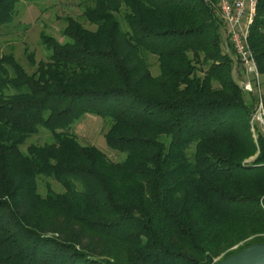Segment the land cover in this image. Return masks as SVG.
<instances>
[{
  "label": "trees",
  "instance_id": "1",
  "mask_svg": "<svg viewBox=\"0 0 264 264\" xmlns=\"http://www.w3.org/2000/svg\"><path fill=\"white\" fill-rule=\"evenodd\" d=\"M21 1L0 0V26ZM78 18L64 40L41 33L31 73L0 54V264H215L264 243L259 96L234 76L218 0H89ZM249 42L264 89V0ZM85 114L123 160L80 141ZM41 129L52 141L24 151Z\"/></svg>",
  "mask_w": 264,
  "mask_h": 264
},
{
  "label": "rangeland",
  "instance_id": "2",
  "mask_svg": "<svg viewBox=\"0 0 264 264\" xmlns=\"http://www.w3.org/2000/svg\"><path fill=\"white\" fill-rule=\"evenodd\" d=\"M89 0H25L17 4L16 14L13 21L0 26V54L13 53L16 59L27 69L33 72L35 68L30 64L29 54L34 55L35 61L47 60L49 51L42 43L41 33L45 32L53 35L59 40H64L63 30L67 25L66 18L69 16L80 18L85 3ZM78 18V19H79ZM87 26H90L86 23ZM224 50H227V35L223 28ZM234 55L231 50L228 52ZM234 60V59H233ZM149 61L154 74L159 73L157 58L150 55ZM234 76L240 86L246 81L254 82L253 76L244 71L240 62L234 60ZM203 75L202 71H199ZM261 94L264 93L263 77L261 76ZM246 92V91H245ZM247 93V92H246ZM263 99V98H262ZM258 97V105L260 104ZM260 128L264 133V121H259ZM109 123L100 116L85 114L73 125V132L84 144L92 143L101 149L107 156L114 160H123L124 153L117 154L116 150L111 149L106 142L105 134ZM257 139V135L254 134ZM52 141L51 133L45 129L30 138L22 146L24 151L32 143L44 144ZM40 189L45 193L46 179L40 180ZM57 189H61L57 184Z\"/></svg>",
  "mask_w": 264,
  "mask_h": 264
},
{
  "label": "built area",
  "instance_id": "3",
  "mask_svg": "<svg viewBox=\"0 0 264 264\" xmlns=\"http://www.w3.org/2000/svg\"><path fill=\"white\" fill-rule=\"evenodd\" d=\"M258 0H218V11L223 23L233 59L242 64L244 71L253 76L254 82L246 81L242 88L248 93L257 92L260 98L254 121H264V103L261 94V74L250 47V28L257 12Z\"/></svg>",
  "mask_w": 264,
  "mask_h": 264
},
{
  "label": "water",
  "instance_id": "4",
  "mask_svg": "<svg viewBox=\"0 0 264 264\" xmlns=\"http://www.w3.org/2000/svg\"><path fill=\"white\" fill-rule=\"evenodd\" d=\"M215 264H264V243L251 244Z\"/></svg>",
  "mask_w": 264,
  "mask_h": 264
}]
</instances>
